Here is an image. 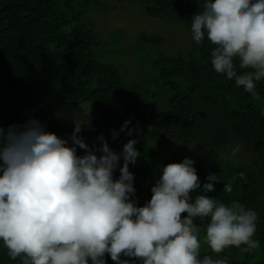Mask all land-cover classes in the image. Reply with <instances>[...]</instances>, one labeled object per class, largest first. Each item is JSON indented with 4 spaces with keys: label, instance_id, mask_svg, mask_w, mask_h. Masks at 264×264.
Listing matches in <instances>:
<instances>
[{
    "label": "trees",
    "instance_id": "16d2710c",
    "mask_svg": "<svg viewBox=\"0 0 264 264\" xmlns=\"http://www.w3.org/2000/svg\"><path fill=\"white\" fill-rule=\"evenodd\" d=\"M125 1L139 2L146 15L190 31L193 15L201 10V0H0V98L8 92L37 93L55 104L75 108L86 123L80 136L90 148L98 149V137L103 135L109 146L121 153L123 145L135 139L140 156L129 170L136 189L132 199L138 206L151 199V188L164 166L189 158L148 147L141 139L146 131L160 140L211 150L239 143L251 154L246 164L225 160L201 166L193 160L200 189L192 196L207 194L229 205L235 200L254 210L258 220L253 239L260 247L251 253L230 247L220 257L227 258L228 264H264V79L257 82L258 95L253 97L234 80L215 72L211 65L215 46L207 38L197 45L190 33L183 52L169 54L151 48L163 41L161 36L144 32L137 36L136 44L149 55L145 60L149 74L128 78V71L98 57L106 42L101 41L93 22L84 20L89 7L106 10ZM117 32L122 39L121 30ZM137 57L144 61V55ZM85 103L89 112L82 106ZM29 119L18 110L0 113V127L22 126ZM125 121H130L132 135L127 129L121 131ZM40 122L46 131L66 139L59 122ZM113 130L118 133L115 140ZM84 154L83 149L77 153ZM209 174H216L219 181L214 192L204 193ZM119 175L118 167L114 178ZM230 182L233 191L224 192L223 186ZM194 222L201 227L203 238L209 219ZM206 254L215 255L210 249L201 251V256ZM104 259L106 264H115L108 254ZM0 264H20L19 259L8 257L2 242Z\"/></svg>",
    "mask_w": 264,
    "mask_h": 264
},
{
    "label": "clouds",
    "instance_id": "9594fccd",
    "mask_svg": "<svg viewBox=\"0 0 264 264\" xmlns=\"http://www.w3.org/2000/svg\"><path fill=\"white\" fill-rule=\"evenodd\" d=\"M191 34L197 45L207 38L215 46L211 65L216 73L258 95L257 82L264 79V0H201ZM129 123L121 131L132 135ZM85 126L74 120L71 145L37 119L7 130L0 127V242L11 260L106 264L108 254L115 264H228L220 257L225 249L251 253L260 247L253 239L258 220L254 210L207 194L193 198L200 181L189 158L164 166L151 199L138 206L129 170L140 156L137 141L128 140L117 153L100 135V147L90 148L79 135ZM117 137L113 130L112 139ZM77 148L85 154L77 155ZM239 150L237 145L231 154ZM118 167L119 178H114ZM207 181L203 192H214L219 177L209 174ZM223 191L231 193L232 183ZM197 218L210 221L202 239ZM202 243L217 258H201Z\"/></svg>",
    "mask_w": 264,
    "mask_h": 264
},
{
    "label": "rangeland",
    "instance_id": "374dc122",
    "mask_svg": "<svg viewBox=\"0 0 264 264\" xmlns=\"http://www.w3.org/2000/svg\"><path fill=\"white\" fill-rule=\"evenodd\" d=\"M84 20L93 22L101 41L106 42L105 47L102 46L98 50V57L102 60H110L120 68L128 71V78H139L149 74L145 62L149 59V55L144 54L140 47L141 44H136L137 36L140 33L161 36L163 41L160 44L151 46V48L169 54L183 52L189 44L191 36L190 30L177 23L167 24L158 18L146 15L142 10L141 3L134 1H125L116 8L109 7L106 10L89 7L85 11ZM118 30L122 32V39L118 38L120 36ZM137 49H139L138 52ZM139 54L144 55V61L139 60L137 57ZM82 106L86 112H89L87 103ZM12 110H18L31 119L59 122L66 130L65 138L70 142L69 137L74 130V120L82 121L81 113L75 108L55 104L46 96L37 93H5L0 98V113ZM141 139L144 144L152 149L165 154L189 157L201 166L225 160L246 164L251 159V154L246 152L239 143H234L224 149L211 150L185 144L178 140H160L153 137L149 131H146ZM237 145H240V150L233 156L231 154L232 150ZM80 150L78 149L77 153ZM208 249V246L202 243L201 251ZM213 258H217L216 255H213Z\"/></svg>",
    "mask_w": 264,
    "mask_h": 264
}]
</instances>
